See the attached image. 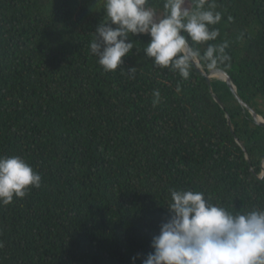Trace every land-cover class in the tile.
<instances>
[{"label":"trees","instance_id":"obj_1","mask_svg":"<svg viewBox=\"0 0 264 264\" xmlns=\"http://www.w3.org/2000/svg\"><path fill=\"white\" fill-rule=\"evenodd\" d=\"M209 4L223 16L208 43L228 41L221 69L264 118V0ZM104 14L103 0H0V155L42 177L0 204V264H142L171 188L264 208V125L221 75L156 66L147 35L105 72L89 48Z\"/></svg>","mask_w":264,"mask_h":264},{"label":"clouds","instance_id":"obj_2","mask_svg":"<svg viewBox=\"0 0 264 264\" xmlns=\"http://www.w3.org/2000/svg\"><path fill=\"white\" fill-rule=\"evenodd\" d=\"M150 2L103 0L104 18L89 48L105 72L120 68L134 47L130 37L141 34L150 37L144 51L154 64L184 80L190 79L197 64H203L210 76L221 66H230L228 41L208 43L220 36L215 26L223 14L215 4L205 8L208 0H157L154 6ZM203 44L207 47L201 52L196 45ZM130 72L134 74L136 68ZM152 95L155 107L162 94L154 89ZM41 182L40 173L21 156L0 155V204L24 198ZM169 193V217L153 236V251L142 264H264V208L234 212L212 203L201 191L171 188ZM140 255L131 258L132 264Z\"/></svg>","mask_w":264,"mask_h":264},{"label":"water","instance_id":"obj_3","mask_svg":"<svg viewBox=\"0 0 264 264\" xmlns=\"http://www.w3.org/2000/svg\"><path fill=\"white\" fill-rule=\"evenodd\" d=\"M196 67L198 68L199 71H201L208 79L211 78V76L215 75V74H218V75H221L229 86V88L231 89V91L233 92V94L236 96V98L240 101V103L242 105H244L245 107H247L250 111V113L252 114L253 118L261 125H264V118L257 114L252 108H250L244 100H242V98L239 96L238 92H237V88L235 86V84L233 83L230 75L223 69H220V71H218L217 73L213 74V75H209L208 72L204 71L203 67L201 64H197ZM216 99L218 100V102L221 103V101L218 99V97H216ZM229 124L231 125V120H229ZM263 167H264V164H263ZM264 174V173H263Z\"/></svg>","mask_w":264,"mask_h":264},{"label":"bare ground","instance_id":"obj_4","mask_svg":"<svg viewBox=\"0 0 264 264\" xmlns=\"http://www.w3.org/2000/svg\"><path fill=\"white\" fill-rule=\"evenodd\" d=\"M221 78H223V77H221Z\"/></svg>","mask_w":264,"mask_h":264}]
</instances>
